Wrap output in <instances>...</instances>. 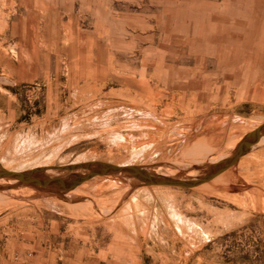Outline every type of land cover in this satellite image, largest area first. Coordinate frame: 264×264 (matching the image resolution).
<instances>
[{"label":"rangeland","instance_id":"1","mask_svg":"<svg viewBox=\"0 0 264 264\" xmlns=\"http://www.w3.org/2000/svg\"><path fill=\"white\" fill-rule=\"evenodd\" d=\"M262 121L264 0H0L5 167L195 176ZM8 180L0 264H264V140L188 188L105 174L56 195Z\"/></svg>","mask_w":264,"mask_h":264},{"label":"water","instance_id":"2","mask_svg":"<svg viewBox=\"0 0 264 264\" xmlns=\"http://www.w3.org/2000/svg\"><path fill=\"white\" fill-rule=\"evenodd\" d=\"M264 132V121L246 132L235 144L231 152L217 161L206 165L204 171L195 176L181 177L165 172H157L149 165L135 163H115L101 159H89L73 163L37 165L27 169H12L0 164V177H7L37 188L46 193L63 195L82 182L96 175L120 174L131 179V188L143 185H168L193 187L206 182L224 171L256 144ZM48 168L61 170L63 174H52Z\"/></svg>","mask_w":264,"mask_h":264},{"label":"bare ground","instance_id":"3","mask_svg":"<svg viewBox=\"0 0 264 264\" xmlns=\"http://www.w3.org/2000/svg\"><path fill=\"white\" fill-rule=\"evenodd\" d=\"M262 140H264V132L262 133V135H261V137H260V139H259V141L256 143V144H258V143H260ZM256 144H254L253 146H255ZM252 146V147H253ZM233 148V147H232ZM231 152V151H230ZM230 152H228V153H226L225 154V156L226 155H228ZM0 164H2L1 162H0ZM3 165V164H2ZM4 166V165H3ZM48 171L50 172V173H52V174H58V173H60L61 172V170H58V169H56V168H48ZM169 174V173H168ZM214 178V177H213ZM0 180H4V181H6V183L9 181L8 180V178H5V177H0ZM207 182V181H206ZM203 183H205V182H203ZM202 184V183H201ZM200 185V184H199ZM151 186H158V185H150V186H146V185H143V186H140V187H151ZM163 186V185H162ZM168 186V185H167ZM197 186V185H196ZM28 187V186H27ZM2 188V187H1ZM14 188H16V187H14ZM129 188V187H128ZM29 189H30V186H29ZM140 190V189H139ZM174 214V213H173ZM207 235V234H206Z\"/></svg>","mask_w":264,"mask_h":264},{"label":"crops","instance_id":"4","mask_svg":"<svg viewBox=\"0 0 264 264\" xmlns=\"http://www.w3.org/2000/svg\"><path fill=\"white\" fill-rule=\"evenodd\" d=\"M48 253V252H47ZM95 264V262L93 261V259L91 260L90 258L89 259H81L80 261H79V264ZM57 264H59V263H57ZM62 264H63V261H62ZM97 264H111V263H107L106 261H102V262H98Z\"/></svg>","mask_w":264,"mask_h":264}]
</instances>
